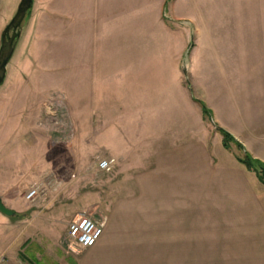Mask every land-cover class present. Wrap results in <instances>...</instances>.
I'll use <instances>...</instances> for the list:
<instances>
[{
    "label": "rangeland",
    "instance_id": "374dc122",
    "mask_svg": "<svg viewBox=\"0 0 264 264\" xmlns=\"http://www.w3.org/2000/svg\"><path fill=\"white\" fill-rule=\"evenodd\" d=\"M97 1L34 0L7 65L0 131L13 144L0 148V201L28 209L0 214L5 264L77 255L67 224L83 214L106 223L111 188L142 175L161 124L214 160L242 155L222 148L217 128L245 150L264 137V0H120L119 18L150 28L146 47H102ZM103 159H114L110 173L98 170ZM33 186L39 196L26 201Z\"/></svg>",
    "mask_w": 264,
    "mask_h": 264
},
{
    "label": "crops",
    "instance_id": "0c3cea01",
    "mask_svg": "<svg viewBox=\"0 0 264 264\" xmlns=\"http://www.w3.org/2000/svg\"><path fill=\"white\" fill-rule=\"evenodd\" d=\"M18 1L0 0V20L9 22ZM97 3L102 47L147 46L150 28L119 18L120 0ZM90 26L88 19L89 35ZM174 129L161 124L144 145L142 175L131 186L111 188L106 223L92 248L53 259L21 256L9 264H264V186L237 160L223 153L208 158L198 139H184ZM257 136L247 150L232 137L264 164V137ZM1 138L0 148L13 144L6 131H0ZM27 209L21 204L10 210Z\"/></svg>",
    "mask_w": 264,
    "mask_h": 264
},
{
    "label": "built area",
    "instance_id": "2783aa9c",
    "mask_svg": "<svg viewBox=\"0 0 264 264\" xmlns=\"http://www.w3.org/2000/svg\"><path fill=\"white\" fill-rule=\"evenodd\" d=\"M114 166V159H103L97 163L98 170L104 173H110ZM39 193L38 186H33L27 189L24 199L33 201ZM104 225V219L98 220L84 214L76 216L69 221L66 227V247L71 252H81L92 248L101 237ZM0 264H5L3 258H0Z\"/></svg>",
    "mask_w": 264,
    "mask_h": 264
},
{
    "label": "water",
    "instance_id": "95a60500",
    "mask_svg": "<svg viewBox=\"0 0 264 264\" xmlns=\"http://www.w3.org/2000/svg\"><path fill=\"white\" fill-rule=\"evenodd\" d=\"M34 0H19L15 12L0 34V87L3 84L7 65L14 53L15 45L22 34L23 25L29 15ZM0 214L6 218L17 214L7 209L0 201ZM23 215H19V217Z\"/></svg>",
    "mask_w": 264,
    "mask_h": 264
},
{
    "label": "trees",
    "instance_id": "16d2710c",
    "mask_svg": "<svg viewBox=\"0 0 264 264\" xmlns=\"http://www.w3.org/2000/svg\"><path fill=\"white\" fill-rule=\"evenodd\" d=\"M198 106L202 117H210L211 113L206 108V106L202 102L194 101ZM216 131L220 134L222 138V147L225 150H228L229 144H233L239 152H241V157H237L236 160L238 163L243 165L246 170L252 171L255 175L259 183L264 186V164L253 160L247 153H245L241 144L233 139V137L227 133L225 130L217 128Z\"/></svg>",
    "mask_w": 264,
    "mask_h": 264
}]
</instances>
